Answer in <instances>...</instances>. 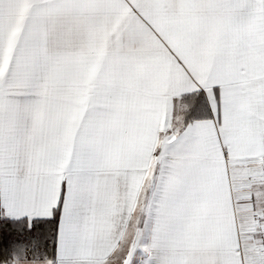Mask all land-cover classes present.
<instances>
[{"label": "snow or ice", "instance_id": "6c2138e0", "mask_svg": "<svg viewBox=\"0 0 264 264\" xmlns=\"http://www.w3.org/2000/svg\"><path fill=\"white\" fill-rule=\"evenodd\" d=\"M0 264H264V0H0Z\"/></svg>", "mask_w": 264, "mask_h": 264}]
</instances>
